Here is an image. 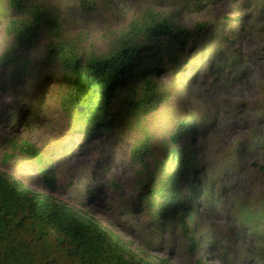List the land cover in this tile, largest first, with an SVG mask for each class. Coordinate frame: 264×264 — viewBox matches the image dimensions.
Wrapping results in <instances>:
<instances>
[{"label":"rangeland","instance_id":"374dc122","mask_svg":"<svg viewBox=\"0 0 264 264\" xmlns=\"http://www.w3.org/2000/svg\"><path fill=\"white\" fill-rule=\"evenodd\" d=\"M38 1L59 27L58 34L50 30L39 39L33 51L38 58L48 43L56 41L73 48L83 60L102 57L131 20L155 13L189 29L205 23L200 38L206 52L187 57L184 51L181 62L185 58L190 62L184 72L175 74L174 69L165 68L155 75L158 95L149 114L126 117L115 130L95 136H89L59 106L69 90L60 83L54 66L50 72L55 78L47 82L43 93L31 83L33 91L38 89L36 100L12 96L0 79V174L86 214L154 263L264 264V234L232 216L236 205L244 201L254 205L264 189V169L250 166L264 164V0ZM15 16L8 0H0V51L10 42L5 23ZM124 93L123 89L115 92L109 112L117 108L115 95ZM34 102L41 108L34 109ZM210 113L214 117L209 132L201 133L199 123ZM188 116L195 120L183 141L198 153L204 142L207 162L227 157L239 141L257 137L244 153L242 166L228 162L197 177L204 191L193 197V218L184 220L190 235L183 232L179 216L165 218L166 223L152 220L153 209L139 185L149 179L141 172V161L152 172V156L166 155L169 136ZM12 138L27 140L39 149L46 171L54 173L51 188L42 180L40 166L26 155L15 152L14 158L3 161ZM142 142L147 145L145 151L133 152ZM189 192L185 186L180 190L184 197ZM258 226L264 232V223Z\"/></svg>","mask_w":264,"mask_h":264},{"label":"trees","instance_id":"16d2710c","mask_svg":"<svg viewBox=\"0 0 264 264\" xmlns=\"http://www.w3.org/2000/svg\"><path fill=\"white\" fill-rule=\"evenodd\" d=\"M195 1L199 3V0ZM8 7L16 12V16L10 17L4 26L10 42L0 51L3 85L12 96L36 100L38 89L33 91L31 83L43 93L47 82L55 78L50 72L54 66L59 71L60 83L69 90L59 101V106L67 110L66 114L74 118L76 124L86 128L89 136L103 130H115L126 117L149 114L154 110L158 95L155 75L165 68L174 69L175 74L184 72L190 64L186 58L181 62L184 51L187 57L206 52L200 38L207 27L205 23L189 29L172 19L158 18L155 13L131 20L126 32L102 57L83 60L73 48L56 41L55 44L48 43L38 58L33 51L39 39L50 30L58 34L57 23L38 0H8ZM180 64L182 68L178 67ZM120 89L125 93L115 95L117 108L109 112L113 95ZM36 108L41 107L34 102ZM210 114L205 122L199 123L201 133L209 132L214 117V113ZM194 120V116H188L177 123L169 136L166 155L161 159L152 156V172L141 161L140 171L146 172L149 179L139 184L145 189L146 200L153 209L152 220L166 223L168 219L165 218L179 216L186 235L192 233L184 220L194 216L193 197L198 191H204V187L197 184V177L228 162L242 166L244 153L257 138L251 137L245 143L239 141L227 157L220 155L218 161L207 162L203 158L204 142L198 153L190 142L183 141ZM7 145L10 150L3 154L4 162L14 158L15 152L22 153L40 166L38 172L44 183L50 188L53 186L54 173L46 171V162L36 146L27 140L13 138L8 139ZM146 148L144 142L138 143L133 152ZM250 166L264 169V164L256 162ZM183 186L190 189L185 197L180 193ZM260 193L254 198V205L249 201L236 205L232 216L262 235L264 232L260 231L258 223H264V189ZM191 243H194L192 237ZM0 264L157 263L127 247L112 231L86 214L0 174ZM158 264L168 263L161 260Z\"/></svg>","mask_w":264,"mask_h":264}]
</instances>
